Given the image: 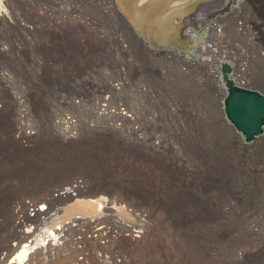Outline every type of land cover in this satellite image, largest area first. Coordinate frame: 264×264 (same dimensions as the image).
Masks as SVG:
<instances>
[{
	"label": "rangeland",
	"instance_id": "1",
	"mask_svg": "<svg viewBox=\"0 0 264 264\" xmlns=\"http://www.w3.org/2000/svg\"><path fill=\"white\" fill-rule=\"evenodd\" d=\"M229 2L185 19L187 67L109 0H0V264H264V127L222 115L219 69L264 95V0Z\"/></svg>",
	"mask_w": 264,
	"mask_h": 264
},
{
	"label": "water",
	"instance_id": "2",
	"mask_svg": "<svg viewBox=\"0 0 264 264\" xmlns=\"http://www.w3.org/2000/svg\"><path fill=\"white\" fill-rule=\"evenodd\" d=\"M137 0H116L115 8L129 29L148 49L158 52L168 50L184 54L192 46L194 32L185 30V19L195 14L200 7L219 0H187L172 8L159 19L154 20L166 0H156L143 10H134ZM156 22V23H155ZM220 74L225 84L223 112L227 120L242 135L245 143H251L263 133L264 95L256 90L237 86L229 77L232 68L226 63L220 64Z\"/></svg>",
	"mask_w": 264,
	"mask_h": 264
},
{
	"label": "bare ground",
	"instance_id": "3",
	"mask_svg": "<svg viewBox=\"0 0 264 264\" xmlns=\"http://www.w3.org/2000/svg\"><path fill=\"white\" fill-rule=\"evenodd\" d=\"M100 0H95V3H98ZM110 1V4H111V6H112V8L109 10V14H112L113 15V17L114 18H116V19H118L119 21L121 20V21H123V19L120 17V16H118V14L116 13V11H115V9H114V3L112 2V0H109ZM156 0H137L133 5V8H134V10H137V11H139L140 9L141 10H143V9H145V7H149L150 6V8H151V6H152V4L155 2ZM187 0H166L165 1V3L163 4V6L160 8V10L158 11V13H157V15H156V17H155V19L154 20H156L157 21V19H159L161 16H163V15H165L169 10H171L172 8H176L177 6H179V5H181V4H183L184 2H186ZM228 1H230V0H224V3L222 4V5H220V7H222L226 2H228ZM89 4H91V5H93L94 3H89ZM147 7V8H148ZM246 7V6H245ZM214 12V11H213ZM240 12L241 11H239V10H237L236 11V14L237 15H239L240 14ZM211 13V12H210ZM202 18V17H201ZM205 17H203V19H204ZM233 20V19H232ZM220 21L221 22H223V21H226L224 18H222V19H220ZM124 22V21H123ZM238 23L237 24H239V25H236L235 26V28H236V30L239 32V33H245L244 31H246V32H248L249 31V29H250V27L252 26L251 24L250 25H248V22L247 21H242L241 23H239V21H237ZM125 23V22H124ZM156 23V22H155ZM225 28V25H222L221 23H220V25H213L212 27H211V31L213 32V35L215 34L217 37H218V39H219V37L221 38V37H223V34L224 33H222L223 32V29ZM212 34V33H211ZM261 34V33H260ZM259 34V35H260ZM263 34V33H262ZM213 35H212V37H213ZM214 35V36H215ZM215 36V37H216ZM226 36V35H225ZM254 36H256V35H254V32H253V34H252V37H254ZM246 37H247V34H246ZM214 38V37H213ZM217 39V38H216ZM217 39V40H218ZM222 39V38H221ZM139 40V42L140 43H142V41L140 40V39H138ZM216 40V41H217ZM225 40H226V38H225ZM228 40V39H227ZM226 40V41H227ZM251 40V39H250ZM249 40V41H250ZM219 41H220V39H219ZM229 41V40H228ZM221 43V42H220ZM227 43V42H226ZM214 44V43H213ZM219 44V43H218ZM221 44H223V43H221ZM217 45V44H216ZM223 45H225V44H223ZM220 46V45H219ZM222 46V45H221ZM226 47V46H225ZM215 48V47H214ZM217 48V47H216ZM222 48V47H221ZM227 49V48H226ZM243 49V48H242ZM242 49L239 51V52H241L242 54L243 53H245V52H243L242 51ZM216 50V49H215ZM214 50V51H215ZM230 50V49H229ZM213 51V52H214ZM226 51V50H225ZM263 51V50H262ZM200 53H201V51H200ZM215 53V52H214ZM216 53H218V52H216ZM262 53H264V52H262ZM261 52H260V54L261 55H263ZM221 54V53H220ZM165 57H167L168 59H169V57H174V58H178L180 61H182L183 63V65L184 66H187V67H189L190 65L191 66H193L192 65V63H190L189 61H187L186 59H185V57H184V54H182V53H178V52H170V53H165V55H164ZM221 56L224 58V57H232L234 60H236L237 61V64H238V66H237V77L239 78V79H241L242 81H243V79H245L244 81H246L247 79L245 78V77H247V70H246V64L245 63H243L242 62V60H241V58H239V57H237L238 55H234V53H232L231 51H227L226 53H225V56H223V53L221 54ZM162 57V56H161ZM249 57V56H248ZM255 57V56H254ZM261 58H262V56H260ZM236 58V59H235ZM258 58V57H257ZM201 62V61H200ZM193 64H195V63H193ZM203 64V63H202ZM249 65V64H248ZM218 66V65H217ZM183 70V69H182ZM237 78V79H238ZM250 78V77H249ZM252 79V78H251ZM250 79H248V81H249ZM242 81H240V82H242ZM250 82V81H249ZM252 82H253V80H252ZM243 83V82H242ZM223 91V90H222ZM223 93V92H222ZM104 107V106H103ZM221 107H222V104L220 103V111H221V113H222V115H223V110L221 109ZM101 109V108H100ZM109 109V108H108ZM103 113V112H102ZM122 113V112H121ZM114 114H116V112L114 113ZM120 114V113H119ZM126 114V113H125ZM123 116H126V115H124V114H122ZM120 116V115H119ZM127 116H129V115H127ZM237 137L240 139V141H241V143H242V139H241V137L239 136V135H237ZM69 198H70V200H72V199H74V195H72L71 197L69 196ZM100 202L101 201H81V200H79V201H76L75 203H73V204H70V206H68V207H66V208H64V214H63V217H65L66 219L67 218H69L68 216H70L71 215V213H73V212H79V211H86V212H89V213H95V212H98V209H99V204H100ZM80 204H83L82 206H79ZM83 207V208H82ZM119 211V210H118ZM121 211H123V210H121ZM48 214V213H47ZM87 214V213H86ZM123 216V215H122ZM50 217H52V216H49L48 218H50ZM124 217H126V216H124ZM105 231L104 230V227H99V229H96V231L95 232H101V231ZM27 232V231H26ZM29 233V232H28ZM31 233L32 232H30L29 233V235H31ZM102 233V232H101ZM106 233V232H105ZM96 234V233H95ZM99 234V233H98ZM104 234V233H103ZM100 235H102V234H99V236ZM105 235V234H104ZM103 235V236H104ZM27 236V235H26ZM106 236V235H105ZM137 236V235H136ZM98 236H97V234L94 236V238H97ZM101 237V236H100ZM102 244H104V242H102ZM26 246V245H25ZM27 247V246H26ZM26 247H19L16 251H18V253L16 254V262H17V264H22L24 261H25V259L27 258V256H28V253H29V249H28V251H27V249H26ZM30 247V246H29ZM28 248V247H27ZM14 264V263H13Z\"/></svg>",
	"mask_w": 264,
	"mask_h": 264
},
{
	"label": "flooded vegetation",
	"instance_id": "4",
	"mask_svg": "<svg viewBox=\"0 0 264 264\" xmlns=\"http://www.w3.org/2000/svg\"><path fill=\"white\" fill-rule=\"evenodd\" d=\"M230 2L228 1V2H226V4H229ZM240 14H242L241 12H240ZM239 14V15H240ZM233 21V20H232ZM210 24H212V23H210ZM210 24H207V25H210ZM128 25V24H127ZM185 25H186V23H185ZM233 25H234V22H233ZM151 50H153V51H155V52H158V50H154L153 48H151ZM169 51V50H168Z\"/></svg>",
	"mask_w": 264,
	"mask_h": 264
}]
</instances>
